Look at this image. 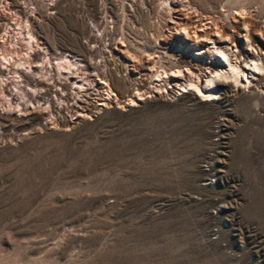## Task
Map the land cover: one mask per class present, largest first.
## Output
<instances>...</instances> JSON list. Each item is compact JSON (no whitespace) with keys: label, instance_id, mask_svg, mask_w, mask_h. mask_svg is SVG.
I'll list each match as a JSON object with an SVG mask.
<instances>
[{"label":"rangeland","instance_id":"1","mask_svg":"<svg viewBox=\"0 0 264 264\" xmlns=\"http://www.w3.org/2000/svg\"><path fill=\"white\" fill-rule=\"evenodd\" d=\"M167 2L0 0V45L25 52L28 18L35 61L103 51L117 95L100 107L91 90L85 117L0 96V264H264V77L208 101L179 91L219 69L215 45L264 64V0ZM45 72L40 91L56 89Z\"/></svg>","mask_w":264,"mask_h":264},{"label":"bare ground","instance_id":"2","mask_svg":"<svg viewBox=\"0 0 264 264\" xmlns=\"http://www.w3.org/2000/svg\"><path fill=\"white\" fill-rule=\"evenodd\" d=\"M164 2H166V4L168 3L167 0H164ZM10 3H9V5H10ZM169 6H170V3H169ZM169 6H167V7H169ZM169 12H171V11H169ZM22 19H23L22 21L25 22V26L21 28L20 34L23 38L22 40H23V47H24L25 52H19L17 49L9 51L6 47H3L2 45H0V51H1V53H0V82H1L0 96H1L2 103L5 106L8 105V107H6V109L9 110L12 106H14V103L10 97V95L12 94L13 96L15 95L23 101L21 103H18V105H17V107H19L20 109H21L22 105H28V102H29L30 108H32V109H36V108L44 109V110H46L49 113H52L54 115H55V111L57 112L58 109L60 108L62 110H67L68 112L73 111L76 116L85 117V116H87V112H86L87 109L86 108L89 107V104H87L86 102L90 101L88 98H86V96H87V94L92 95L91 90L99 92L100 99H98V101L96 103H97V106H100V107L106 106L110 102V100H112L113 96H117L115 94L116 91L114 93L112 91V87L108 83L109 80L111 79V76L113 73L108 68V66H109V62L107 59L108 54H106L103 51H100L99 52L100 53L99 58H101V60L98 61L91 54V57L85 61L84 59H79L78 57H76L73 54L61 52L60 50H56L55 52H53L50 50V48L45 46L46 54L44 53L45 54L44 57L40 58L41 61H35L33 52L37 51L36 50L37 47H41V45L39 43V40L37 39L36 34L33 33L30 29L31 28L30 20L28 18H25V17H22ZM209 22H211V21H209ZM0 23H1V21H0ZM215 27H217V26H215ZM201 29L194 31V33L197 35V37H205V38L207 37V39L212 41L213 44L215 45L216 41L214 40L212 35H210L211 32L209 30H206V29H203V30H201ZM215 32L217 33V31H215ZM187 34H188V32H187ZM94 35H96V34H94ZM97 35H96V37H97ZM218 36H220V35H218ZM96 37H95V40H96ZM248 45L251 46L250 43H248ZM4 46H6V45H4ZM200 50H202V49H200ZM214 51H216V53H217L216 58L218 59L217 61L220 64V67L218 70H216L214 72V74L208 76L205 79L204 87L201 88L200 85L193 79H186L183 83H181V84L179 83V85H180L179 91L185 93V92H189L193 89H196L199 93L200 98L204 101L205 100L208 101V100L215 99L217 97L216 95H218V92H220L222 89L230 88V87H235V88L236 87H242V88L247 89V87H250L251 84L258 83L260 81V79H262V77H264V64H262L263 62H261V61H260L261 63H259L260 58L257 59L255 57L256 55L254 54V52H249L247 49V51H246L247 52V58L249 60H248V62L245 60L246 62H244V64L241 65V64H237V63L233 62L232 58L230 56L231 54H228L227 53L228 51H226L223 47L215 45ZM202 52L203 51H200L199 54H201ZM25 56H27V58H23ZM17 57H18V59H17ZM116 63L114 65H116L115 67H117V69L120 66H123L124 70L127 69L126 68V66L128 65L127 63L126 64L124 63L122 65H121V63H123V62L117 63V64ZM123 67H122V69H123ZM12 68H14L15 70H11ZM163 68H164V66H163ZM2 69L8 70V72H9L8 74H12L13 78H15V75H18L16 77H18L19 79L15 80L16 81L14 83L15 86H14V88H10V93H6L7 90H6L5 85L8 82L7 81L8 77H6V75L3 74ZM122 69L119 68L118 71L120 72V71H122ZM187 69H189V68H187ZM9 70H11V71H9ZM37 70H38V72H36ZM44 70H46L45 73L51 74V79H56L53 82H50V83L54 84V88H56V89L53 90V88H49V89L47 88V90H43V92L40 91V90L44 89L43 87H39L40 86L39 81H42L43 77L45 76V74L43 73ZM94 70L96 72H94ZM113 70H115V68ZM163 71H164V69H163ZM93 72L96 73V76L92 75ZM119 72H118V74H119ZM156 72L153 73V75L156 74ZM194 73L196 74V72H194ZM176 75L179 76V74H176V73L168 74L167 71L166 72L164 71L159 76V79L156 78V80L158 82H169L170 83L172 81V78H175ZM29 76L34 78L33 81H36V82H33V81L31 82V83H33V85H30L31 83H30L29 79H25ZM124 76H125V74H124ZM122 78L126 79L125 77H122ZM122 78H121V81H124V80H122ZM222 78H225L228 81L224 82L223 80H221ZM68 80L70 82L69 88H67V85H66ZM136 80H137V78H136ZM121 81H120V84H121ZM24 82L28 88H24L25 87ZM56 82L59 83V85ZM157 83L155 84V86L157 85ZM118 85H119V83H118ZM152 85H154V84H152ZM135 89H137V88H135ZM259 89H257V90H259ZM49 91H51V92H49ZM138 92H139V90H138ZM29 93L31 94V96L37 95V97L35 99L36 103L30 101L29 99H26ZM41 100L43 101V103L40 102ZM84 100H86V101H84ZM132 101H134V99H132L131 102ZM3 113H5V112H3ZM2 115L3 114H1V112H0V118L3 117ZM20 115H22V114H20ZM25 134H26V132H24L23 135H25ZM9 135H11V134H9Z\"/></svg>","mask_w":264,"mask_h":264}]
</instances>
